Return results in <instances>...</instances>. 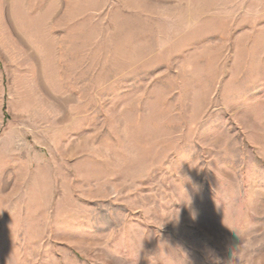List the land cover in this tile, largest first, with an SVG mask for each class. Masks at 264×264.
<instances>
[{"label": "rangeland", "instance_id": "rangeland-1", "mask_svg": "<svg viewBox=\"0 0 264 264\" xmlns=\"http://www.w3.org/2000/svg\"><path fill=\"white\" fill-rule=\"evenodd\" d=\"M0 264H264V0H0Z\"/></svg>", "mask_w": 264, "mask_h": 264}]
</instances>
